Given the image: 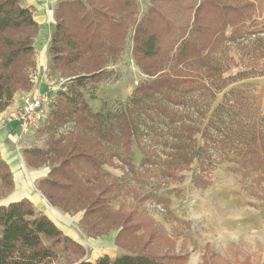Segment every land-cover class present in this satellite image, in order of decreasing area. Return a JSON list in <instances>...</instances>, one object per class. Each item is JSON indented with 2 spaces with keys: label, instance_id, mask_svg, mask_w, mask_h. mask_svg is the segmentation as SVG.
<instances>
[{
  "label": "rangeland",
  "instance_id": "374dc122",
  "mask_svg": "<svg viewBox=\"0 0 264 264\" xmlns=\"http://www.w3.org/2000/svg\"><path fill=\"white\" fill-rule=\"evenodd\" d=\"M60 1L63 0H48L54 8ZM20 2L26 7L32 1ZM135 2L138 21L158 0ZM200 2L163 1L162 8H167V17L174 22L177 34L189 35L193 22V12L189 9ZM254 4L257 7L255 23L248 32L255 35L238 44H225L223 53L216 55L220 73L209 77L205 69L194 63L176 67L172 54L169 56L165 71L189 75L198 90L189 93L185 103L179 106L166 104L155 96L154 103L176 113L178 120L173 126L155 110H147L136 116L138 133L133 135L128 151L120 142L106 145L114 154L112 164L101 166L96 183L74 190L75 196L81 197L78 198L81 203L72 199L70 204L78 208L98 200L94 215L82 221L84 210L64 212L51 207L58 217L52 215L53 222L65 236L83 247L85 255L81 260L94 263L104 255L114 259L122 254L145 252L171 264H264V167L252 166L235 155L239 150L238 136L264 125V57H260L258 50L259 43L264 45V0H255ZM133 27L128 29L120 56L107 66L111 77L83 89L91 112L107 116L103 127L116 126L121 112L130 106L134 89L150 80L132 55ZM258 38L261 40L255 41ZM35 54L37 51L34 61ZM36 73V68L29 70V89L15 93L1 112V120L11 121L10 116L19 109L21 98L34 92L51 96L50 114L66 80L45 69L43 80L35 81ZM222 104L225 108L216 114L215 109ZM48 118L38 130L22 134V156L25 150L46 151L50 142L61 137L66 138L62 141L65 142L77 133L73 132V120L55 132H41ZM188 125L198 130L196 149L203 145L201 134L209 128L214 143L209 149L214 152H210V161L203 166L198 164V159L205 158L198 156L188 166L174 167L172 177L168 175V163L175 153L177 136H182L183 128ZM138 145L145 148L148 163H143L146 156ZM30 159L31 163L35 162L33 157ZM75 161L86 164L81 159ZM40 167V171L45 168L50 171L53 166L45 162ZM39 181L31 182L33 190L38 188ZM6 189L0 182V205L9 200L7 194L1 196ZM69 257L70 254L59 253L52 264H69L78 259Z\"/></svg>",
  "mask_w": 264,
  "mask_h": 264
},
{
  "label": "trees",
  "instance_id": "16d2710c",
  "mask_svg": "<svg viewBox=\"0 0 264 264\" xmlns=\"http://www.w3.org/2000/svg\"><path fill=\"white\" fill-rule=\"evenodd\" d=\"M163 1L158 0L138 21L135 0H63L55 7L47 69L66 80L65 90L58 93L41 132H55L73 120V132L77 133H71L73 137L65 142H62L66 139L63 137L50 142L46 151L25 150L23 157L27 165L34 168L45 162L53 166L47 177L39 182V191L52 207L64 212L84 210L82 221L94 215V204L98 200L78 208L70 206L72 199L81 203L78 199L81 197L77 198L74 190L96 183L101 166L112 164L114 154L106 145L120 142L128 151L133 135L138 133L136 119L147 110H155L173 126L178 120L176 113L154 103L155 96L166 104L179 106L185 103L189 93L196 91L189 75H172L165 71L169 56L172 54L174 66L194 63L211 77L219 72L216 55L223 53L227 42L238 44L255 35L248 32L255 23V0H202L189 9L193 12V22L187 37L183 33L177 34L174 22L167 17V8H162ZM131 26H134L133 58L150 80L134 89L130 106L121 112L116 126L103 127L107 116L91 112L84 100L83 89L111 77L107 66L120 56ZM38 30L31 9L23 7L20 0H0V113L17 91L30 87L28 72L36 66L33 42ZM260 45V57H264V45ZM224 108L225 105H219L215 113ZM213 117L217 120L216 115ZM213 122L211 119L210 124ZM197 132L194 126L188 125L183 128L182 136H177L175 153L168 163V175L173 177L174 167L188 166L198 156L205 158L204 161L198 159L201 166L209 163L210 152H214L209 149L214 144L213 134L206 127L201 134L204 143L196 149ZM242 133L237 138L236 157L252 166L264 167V125ZM138 146L147 158L145 148ZM31 157L34 163H31ZM146 158L143 163L149 162ZM78 159L86 164H77L75 160ZM1 168L0 182L7 187L1 196H5L13 188L12 176L2 161ZM59 253L70 254L69 258L78 257L69 264H171L145 252L122 254L114 259L104 255L94 263L83 261V247L65 236L46 215L36 213L28 200L0 205V264H52Z\"/></svg>",
  "mask_w": 264,
  "mask_h": 264
},
{
  "label": "crops",
  "instance_id": "0c3cea01",
  "mask_svg": "<svg viewBox=\"0 0 264 264\" xmlns=\"http://www.w3.org/2000/svg\"><path fill=\"white\" fill-rule=\"evenodd\" d=\"M28 1L32 2L26 7L31 9L33 19L39 26L37 35L34 38L33 48L34 53L37 51V56L35 54V68L37 71L36 80L42 81L45 76L44 71L48 68L50 63L48 48L50 45L51 31L55 24V8L53 5L51 6V2L49 3L48 0ZM42 69L43 72H41ZM1 115L2 113H0V116ZM17 129V123L14 120L10 121L5 118L3 121L0 117V161L7 165L12 176L13 184L12 190L7 194L9 200L3 205L26 199L32 204V207L33 209L35 208L36 212L46 215L51 221H53L51 219V217H53L52 215L57 217V214L54 213V208H51L52 206L47 202L38 188L35 190L32 189L33 181L36 179H39L40 181L45 179L49 173V169L45 168L43 171H40L42 170V167L32 169L26 165L23 156L21 155L22 148L20 145V139L22 134L19 131H16ZM47 208L50 211H48Z\"/></svg>",
  "mask_w": 264,
  "mask_h": 264
},
{
  "label": "built area",
  "instance_id": "2783aa9c",
  "mask_svg": "<svg viewBox=\"0 0 264 264\" xmlns=\"http://www.w3.org/2000/svg\"><path fill=\"white\" fill-rule=\"evenodd\" d=\"M36 78L37 76L34 77L35 81ZM51 102L52 98L47 94L30 93L21 98L19 109L11 114L10 119L17 123L18 130L23 135L38 130L48 118Z\"/></svg>",
  "mask_w": 264,
  "mask_h": 264
}]
</instances>
